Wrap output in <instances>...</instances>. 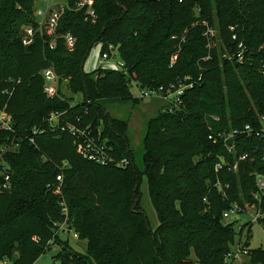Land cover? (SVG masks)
<instances>
[{"label": "trees", "instance_id": "obj_1", "mask_svg": "<svg viewBox=\"0 0 264 264\" xmlns=\"http://www.w3.org/2000/svg\"><path fill=\"white\" fill-rule=\"evenodd\" d=\"M64 1L51 48L50 37L36 25L35 0H0V108L12 114L15 129H0L10 174L5 189L0 174V259L34 264L66 219L87 240V250L69 252L60 264H226L236 231L223 213L235 202L243 209L255 203L256 174L264 173V138L238 135L229 151L223 140L214 142L209 135L247 123L258 126L264 113V50L257 51L264 45V0H95V20L76 8L80 0ZM205 23L219 35L211 51ZM25 27L34 31L27 45ZM68 32L76 39L71 48L64 38ZM233 33L256 50L242 63L224 57L237 47ZM98 43L102 53L116 46L126 70L86 72L84 64ZM48 67L82 100L48 97L41 73ZM186 76L194 86L182 95L183 103L172 110L163 105L147 121L139 168L129 121L112 117L98 101L137 104L141 99L132 93L133 81L155 88ZM56 111L65 112L62 125L79 118V125L90 126L96 136L101 129V141H107L114 159L101 164L85 158L71 134H53L47 118ZM35 126L47 131L32 143ZM247 152L251 157L239 160ZM221 159L238 161V169L224 165L217 172ZM143 177L159 221L155 229L140 202ZM259 205L264 214V199ZM258 222L264 224V218ZM252 226H242L240 233H246L240 243L249 250V263L264 264V248L249 249Z\"/></svg>", "mask_w": 264, "mask_h": 264}, {"label": "built area", "instance_id": "obj_2", "mask_svg": "<svg viewBox=\"0 0 264 264\" xmlns=\"http://www.w3.org/2000/svg\"><path fill=\"white\" fill-rule=\"evenodd\" d=\"M95 0H80L76 4L77 9H85L88 17L92 20H95L97 17L96 11L94 9L93 3ZM66 6V2L62 1H53V0H35V8H34V19L36 22L37 27L41 34H47L50 37L49 46L54 48L56 46V38L57 35V26L59 23V19L64 12ZM206 24V29L204 31V35L207 40V48L211 51L214 47L218 46L219 43V35L217 29L208 24ZM231 30L234 31V27H231ZM34 35V31L32 27H25L24 29V36H23V43L25 45L31 43L32 36ZM66 40V44L69 48L73 47L76 42L75 37L72 33L68 32L64 35ZM232 39L237 41V47L233 52L227 51L224 54V57L228 59H236L238 62H244L247 58V54L253 53L254 49H250L244 43V41H238L237 33H233ZM180 50V46L178 48ZM264 50V45H261L257 51L260 52ZM118 55V48L114 45H109V51H105L100 53L99 64L104 68H111L115 70H126L124 62L119 58L117 61H114L115 56ZM178 53L174 54L171 58V65H173L177 60ZM210 55L204 57L203 59H209ZM260 70L264 73V57L261 59V66ZM42 76L44 78V92L50 98L60 95V85H61V76L55 71L53 67L45 68L41 71ZM67 81V80H65ZM133 83L139 88L140 94L135 96L141 100L145 98H152L156 97L159 100L164 102V106L172 110L173 107H178L180 104L183 103L182 95L185 91L189 88L194 86V81L192 80L191 76H186L183 79H179L175 83H171L168 86H159L155 88H148L142 87L140 82L133 81ZM74 105V103H72ZM165 108V110H166ZM65 112H53L47 118L49 123V129L55 135L58 131H67L71 134L74 138V143L76 144L77 151L90 160L99 162L101 164H107L112 161L114 158L112 156V152L109 151L110 147L107 144V141H101V129H98V135L96 136L92 130H90V126L81 127L79 125L80 119L77 118L74 122H68L65 125L60 124L61 117L64 115ZM217 119V118H216ZM0 129L8 130V131H15L14 123H13V116L10 114L5 108H0ZM47 130L46 128L35 126L31 130L30 141L32 143L36 142V137L45 133ZM260 136L264 138V113L259 115V125L255 126L253 124L247 123L241 127L232 129L230 131H224L217 134H210L209 138L214 142L218 140H223L225 146L228 148L229 151H232L233 145L236 141V137L238 135H246L248 137L252 135ZM230 138H234V142L231 145H227L226 141ZM18 146V144H16ZM8 147L0 148V166L2 167L3 171L0 169V174H4V182L1 185L2 189L8 188L10 185V174L6 171L9 167L7 162L2 158L1 153L5 152ZM251 157L250 153H244L239 156V160H247ZM264 160V156H263ZM122 165H128L129 162L127 160H122L120 162ZM224 165L228 166L227 168L230 171H236L238 169V161L230 162L225 159H221L216 166L215 170L218 172L219 170L224 168ZM58 182L61 184L63 178L62 175L57 176ZM220 185V181L217 183ZM256 184H257V191L254 194V199L256 200L255 203L249 204L246 203L244 207L254 208L255 214L254 219L259 221L260 219L264 218V214L258 210L257 207H260V203L264 199V173H257L256 174ZM226 187L228 188L229 185L227 184ZM223 196L226 197L227 191L223 188ZM56 193L61 194V188L58 187ZM206 201V199H204ZM61 204L65 205L64 201H61ZM239 203L235 202L232 204L231 208L226 210L223 213V217L226 220L232 214L244 212L245 209L241 208ZM248 248H244L242 243L237 246V251H230L226 257V264H235V261L238 257L242 256V254H248ZM261 264V263H257Z\"/></svg>", "mask_w": 264, "mask_h": 264}, {"label": "rangeland", "instance_id": "obj_3", "mask_svg": "<svg viewBox=\"0 0 264 264\" xmlns=\"http://www.w3.org/2000/svg\"><path fill=\"white\" fill-rule=\"evenodd\" d=\"M100 53H102L101 50L99 52L97 45H95L90 51L83 67L85 71H92V65L95 63V61L99 60ZM119 58L120 57L116 55L114 61H117ZM99 68L104 67L100 66L99 64V66H97L95 69ZM95 69H93V71ZM60 87V95L63 98H72V101L74 102H79L82 100L81 93L74 94L71 92L67 81L64 80ZM131 90L135 96L140 94L139 88L134 83L132 84ZM98 102L105 106L108 113L112 117L129 121L128 137L130 140V146L134 150L137 166L142 168V139L146 131V123L150 118L158 113L161 106L164 105V102L156 97L145 98L140 100V102L137 104H133L130 101L114 100L109 98L99 100ZM140 190L141 206L148 217L150 227L155 229L158 226L159 221L150 199L146 177H143L142 179ZM254 214L255 209L253 207H246L244 212L232 214L225 220L226 222H234L236 235L234 243L231 244L232 251H237L240 238H242V242H244L246 229L244 230L243 234L240 232L242 226L247 222H253L252 237L250 239L249 249H257L260 247L264 248V224L256 221L254 219ZM69 227L70 224H68L66 219L60 223L57 228L56 238L50 241L48 250L41 254L34 264H60L64 259V255L71 251L77 250L82 253L86 252L87 240L80 239L74 228L71 227L70 229ZM249 262V255L242 254V256L236 259L235 264H251ZM0 264H11V261L9 259H0Z\"/></svg>", "mask_w": 264, "mask_h": 264}, {"label": "crops", "instance_id": "obj_4", "mask_svg": "<svg viewBox=\"0 0 264 264\" xmlns=\"http://www.w3.org/2000/svg\"><path fill=\"white\" fill-rule=\"evenodd\" d=\"M97 47H98V51L100 52V50L102 49V44L101 43H98L96 44ZM86 63V62H85ZM99 60L95 61V63L92 65V71L93 69H95L97 66H99ZM85 65V64H84ZM86 72H91V71H86Z\"/></svg>", "mask_w": 264, "mask_h": 264}, {"label": "water", "instance_id": "obj_5", "mask_svg": "<svg viewBox=\"0 0 264 264\" xmlns=\"http://www.w3.org/2000/svg\"><path fill=\"white\" fill-rule=\"evenodd\" d=\"M233 142H234V138H230V139H228V140L226 141L227 145H231ZM137 188H138V184L135 186L134 191H135ZM137 201H138V200L136 199V201H135V205L133 206V210H134V211H135V206H136V204H137ZM69 228L71 229V225H70Z\"/></svg>", "mask_w": 264, "mask_h": 264}]
</instances>
